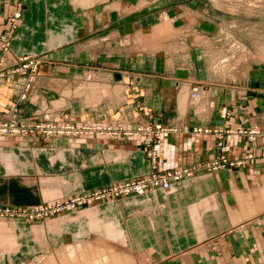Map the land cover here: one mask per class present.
<instances>
[{"label":"crops","instance_id":"1","mask_svg":"<svg viewBox=\"0 0 264 264\" xmlns=\"http://www.w3.org/2000/svg\"><path fill=\"white\" fill-rule=\"evenodd\" d=\"M92 9L82 14L67 0H25L20 10L15 0H0V122L59 123L71 116L129 130L161 123L169 130L154 146L159 171L227 164L173 182L169 190L105 201L42 224L0 220V264H48L67 247L80 248L89 261L101 253L124 264H264V64L252 71L247 87H239L197 81L194 63L147 53L137 35L104 38L96 52ZM110 19L105 13L103 30ZM112 47L117 66L110 64ZM26 55L42 61L35 73L14 71ZM196 85L201 91L193 102ZM137 111L140 121L117 122ZM239 129L260 135L251 140ZM146 142L142 135L0 136V207H37L146 177L152 172Z\"/></svg>","mask_w":264,"mask_h":264},{"label":"rangeland","instance_id":"2","mask_svg":"<svg viewBox=\"0 0 264 264\" xmlns=\"http://www.w3.org/2000/svg\"><path fill=\"white\" fill-rule=\"evenodd\" d=\"M15 1L16 4H18L19 9L23 10L25 0ZM67 1L73 3L75 8H78L82 14L87 11V8L93 7L94 10H96V13L93 9L89 11L90 18L94 16V13L96 14L97 29L96 34L92 36V38L96 40V52L101 48L99 44H103L104 38L109 39L110 36L115 38L118 34L125 38H131L137 35L139 46L146 50L147 53L154 52V54H156V52H159L166 56H174V61L177 64L183 63V65H188L194 63L197 69V81L211 80L213 82H223L232 86L238 85L239 87H247L248 84L253 81L252 71L255 68L258 69V65L262 66V64H264V0H98V2L91 0L92 3L90 0H86L85 3L82 0ZM91 4L93 5L90 6ZM105 13L110 14L111 19L109 25L106 26L107 28L103 30L102 27ZM18 14L20 13L14 15L13 19L15 21L20 19V17L17 16ZM156 24H161L162 27H164V31H161V28L154 29ZM132 40L135 39L133 38ZM116 49V47H112V52L110 54L112 56V62H110L112 66L119 65L118 62L115 61L118 56V53L115 52ZM7 50L8 46L4 45L3 51ZM129 51L136 53L139 52V49L131 47ZM27 56L29 57L33 55H26L24 57ZM33 57H37V59L39 58L35 55ZM22 58L23 57L20 58V65L16 68L21 67ZM102 59L103 58L99 59L101 61L98 60L96 62L95 70L98 71V67L103 68L102 65H98L99 63L103 64ZM107 63L109 64V62ZM40 65L36 71L39 69ZM29 71L32 73L36 72L33 68L32 70L29 69ZM261 75L260 72H255L254 80L257 83L263 79ZM197 85L191 95L193 102L198 101L199 93L201 91ZM53 98L54 97H52V99ZM130 120L140 121L141 112L137 111L133 117L128 116L125 119L119 118L117 122ZM44 123L48 122L44 121ZM67 123L81 125L88 124L78 123L69 116L67 119L56 123L55 125L62 126ZM91 125H102L106 127L121 126L125 133L128 132V134H132L138 129H142L144 126L155 128L156 126L161 125L165 129V132L160 134L159 138L154 141L152 146L148 145V141L151 137L142 135L147 138L146 144L149 151L151 149L155 151L154 146L156 142L169 130L161 123L153 124L147 121L140 123L135 130L127 129L123 123H91ZM227 130H229V133L226 134H230V129L227 128ZM244 132H247V130H238L240 135H245ZM134 136L140 137L141 135L134 133L133 136H126L124 133H120V136L117 139L132 138ZM98 138L112 139L109 135L99 136ZM142 178L130 180H138ZM96 190L98 189L63 197L53 202L64 201L67 200V198L69 199ZM132 196L140 195L121 196L120 198ZM120 198L109 199L106 201H114ZM56 217H50L37 223H33L30 219L25 220L32 225H37ZM81 251L82 250H79L80 259L84 257L87 258V253H80ZM58 252V254L62 255L65 251L62 250V252ZM57 256V254L55 256L53 254V256L51 255V258H57ZM91 257L95 258L93 254H91ZM46 261L50 264V256ZM58 261L60 264H63L64 262L63 258H59Z\"/></svg>","mask_w":264,"mask_h":264},{"label":"built area","instance_id":"3","mask_svg":"<svg viewBox=\"0 0 264 264\" xmlns=\"http://www.w3.org/2000/svg\"><path fill=\"white\" fill-rule=\"evenodd\" d=\"M17 16L20 17V14ZM21 64V67L14 69V71L32 70V68L36 71L41 64V60H39V58L37 59V57L27 56L21 59ZM0 66H3V61H0ZM224 116H228L226 111H224ZM55 124L56 123L53 122L29 124L18 119H9L0 122V135L19 136L39 132L45 137L93 138L109 135L112 139H117L120 136V133H124L126 136H133V134L136 133L138 135L150 136L151 139L148 141V145L152 146L154 141L159 138L160 134L165 132V129L161 125H158L155 128L144 126L142 129L140 128L136 132L128 134V132L125 133L121 126L106 127L102 125L94 126L91 124L81 125L70 123L57 126ZM225 133H229V130L226 129ZM244 134L251 140H255V138L260 135V131L253 129L249 132H244ZM148 156L152 161V172L147 177L138 180L124 181L117 185L84 193L69 199L67 198V200L64 201H56L37 207L22 209L0 207V220L30 219L33 223H37L50 217H56L71 211H77L88 206L105 202L109 199L120 198L121 196L143 195L148 191L156 189L169 190L173 182H179L185 178L195 179L199 176L201 177L202 174L205 175V171L214 172L227 164L226 161L221 160L207 164H199L194 167L161 172L158 170L156 151L151 149L148 152ZM230 165L233 164L230 163Z\"/></svg>","mask_w":264,"mask_h":264},{"label":"bare ground","instance_id":"4","mask_svg":"<svg viewBox=\"0 0 264 264\" xmlns=\"http://www.w3.org/2000/svg\"><path fill=\"white\" fill-rule=\"evenodd\" d=\"M78 1V0H77ZM80 1V0H79ZM84 3L86 0H82ZM93 1V0H92ZM96 2H98V0H95ZM91 2V0H90ZM95 2V3H96ZM83 3V4H84ZM88 3V2H86ZM92 3V2H91ZM86 5V4H85ZM84 5V6H85ZM93 4H91L90 6H92ZM88 6V5H87ZM92 15V14H91ZM93 17V16H92ZM186 93V92H185ZM182 95V94H181ZM187 95V94H186ZM184 95V97L186 96ZM195 97V96H194ZM187 98V97H186ZM186 98L184 100H186ZM182 99V98H180ZM179 99V100H180ZM178 100V101H179ZM183 100V99H182ZM181 101V100H180ZM64 102V101H62ZM182 104H183V101H181ZM180 102V103H181ZM144 195V194H143ZM77 246V245H76ZM78 247V246H77ZM80 249V248H78ZM75 247H67V249H65V252L64 254H58V257L59 258H63L64 262L63 264H124L123 261H121V259L119 257H115L116 255H114V257H110L109 255L107 254H99V257L96 256V258H94L93 260H90L87 259L86 257L84 258H81L80 259V254H79V250ZM56 258V257H53L51 258L50 257V264H60V262L58 261L59 258ZM62 264V263H61Z\"/></svg>","mask_w":264,"mask_h":264}]
</instances>
